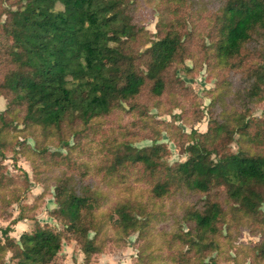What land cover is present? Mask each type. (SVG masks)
<instances>
[{"label": "trees", "instance_id": "obj_1", "mask_svg": "<svg viewBox=\"0 0 264 264\" xmlns=\"http://www.w3.org/2000/svg\"><path fill=\"white\" fill-rule=\"evenodd\" d=\"M144 1L154 0H17L5 10L0 27V96L20 110L23 128L18 132L34 137L37 145L39 135L51 143L59 136L58 144L71 150L68 138L75 143L87 135L93 138L87 133L121 102L133 107L144 89L154 98L165 95L172 88L168 74L202 27L199 17L206 19L212 63L240 68L255 59L239 97L245 109L236 115L232 128L210 110L207 130L192 132L184 147L186 158L171 165L161 160L168 153L166 144L154 137L152 144L134 147L131 130L112 134L100 149L107 162L97 164L96 171L88 170L86 157L70 159L74 172L58 174L57 207L49 212L60 228L26 216L23 211L29 206L19 208L10 224L0 228V264H61L59 252L69 240L79 246L81 264H90L101 246L93 206L101 191L93 174L115 188L124 187L125 174L136 180L141 176L153 199L173 190L190 196L180 207L178 225L158 247L142 240L145 249L140 248L135 264H216L211 255L223 243L233 246L235 256L242 253L251 264H264V122L245 118L248 106L264 89V0H159L170 18L160 17L154 38L136 18ZM191 14L195 19L188 20ZM139 44L148 45L139 51ZM7 116L6 110L0 112V136L10 130ZM64 131L68 134L62 136ZM235 133L243 142L237 138L236 151L231 152L227 144ZM169 137L177 148V141ZM40 151L48 152L42 146ZM6 187L0 173V193ZM134 202L125 197L112 206L111 227L121 242L135 230L143 238L151 232L146 219L150 212L144 219L137 217L143 204L133 206ZM23 218L33 223L16 239L10 232ZM240 226L261 237L236 248L233 238ZM233 261L242 264L235 257Z\"/></svg>", "mask_w": 264, "mask_h": 264}, {"label": "rangeland", "instance_id": "obj_2", "mask_svg": "<svg viewBox=\"0 0 264 264\" xmlns=\"http://www.w3.org/2000/svg\"><path fill=\"white\" fill-rule=\"evenodd\" d=\"M16 2L17 0H0V27L6 17L5 10ZM60 8L61 5L57 3L56 9ZM135 14L149 38H154L161 16L164 21L170 18V11L159 0L144 1L138 6ZM195 17L196 15L191 14L188 20ZM198 19L202 20V27L194 34L190 43L185 44L183 60L177 62L168 74L172 78V88L167 89L165 95L159 98L152 97L144 89L133 107L121 102V107L104 117L91 129L90 133H87L93 138L87 135L79 142L76 140V143L73 137L68 138L67 143L71 150L58 144L59 136L53 137L51 143L48 139L42 141L44 137L39 135L38 138L41 140L37 145L34 137L28 133L18 132L23 128L18 122L20 110H14L6 98L0 96V112L6 110V114H9L6 119L10 128L6 134L0 136V173L2 181L7 185L6 190L0 193V228L8 226L9 222L17 216L19 208L23 210V206H29L23 211L26 216L34 215L41 224L48 223L60 228L49 215V212L57 207L54 183L58 174L74 172V168L69 165V160L79 156L89 159L88 170L90 168L92 171L98 170L97 164L107 162L104 157L103 159L101 157L103 150L101 147L105 146L107 140L117 131L131 130L133 140L130 145L134 147L150 145L153 143V138H157V142L166 144L168 147V153L164 154L161 160L171 165L186 158L187 153L184 147L194 135L192 132L203 133L207 130L210 110H214V116L218 121H225L228 128L234 126L236 115L245 109V106L240 104L239 97L247 84L248 66L255 59H248L240 68L212 63V50L208 47L209 40L204 28L206 19L203 20L202 17ZM187 24L190 29L192 26L190 21ZM146 45L139 44V51ZM214 98H216L215 103H213ZM139 115H145V117ZM245 118L264 122V89L259 99L248 106ZM64 132L62 136L68 134V131ZM169 134L177 141V148ZM237 138L241 143L243 142V139L235 133L232 141L227 144L231 152L236 151ZM41 146L46 147L48 152L42 153ZM90 177L99 185L97 190L101 191L93 204L96 224H98L97 236L101 246L100 250L92 255L90 264H135L140 248L145 249L144 242L154 249L168 237L169 232L175 229L178 225L180 207L185 206L190 198L184 195L185 192L173 190L165 194L162 199H153L148 191L149 183L141 176L138 177L139 180H136L125 174L122 179L125 183L124 187L119 184L116 188L108 179L102 180L99 174H93ZM21 190H24L23 193ZM125 197L132 202L135 200L143 204L137 217L144 219L150 212L146 219H149L151 223V232L145 233V238L142 237L140 230H135L121 242L120 234L111 227V216L115 218L112 206L120 198ZM136 202L132 205L134 206ZM97 204H99L98 209ZM22 222L26 227H20L17 222L10 232L16 239L33 223L32 220L24 218L21 219ZM182 228L185 230L184 225ZM222 233L225 234V230ZM234 235L233 242L236 248H240V244L249 246L261 237L260 234H250L243 226H240L238 233ZM88 236H93V231H90ZM224 244L219 251H214L211 255L216 257V264H235L233 257L242 261V264H251L248 256L242 253L235 256L233 246L227 247ZM78 248L74 240L63 241L61 250L65 253L59 256L62 259L61 264H81L83 254Z\"/></svg>", "mask_w": 264, "mask_h": 264}, {"label": "crops", "instance_id": "obj_3", "mask_svg": "<svg viewBox=\"0 0 264 264\" xmlns=\"http://www.w3.org/2000/svg\"><path fill=\"white\" fill-rule=\"evenodd\" d=\"M24 222V221H23ZM21 223V221H20V223H19V221H18V223L17 224H19L20 225V227H26V226H24L25 225V223ZM24 229V228H23ZM26 229V228H25ZM12 232V231H11ZM12 236H14L13 234H11ZM65 252H63L62 250H60V252H59V256H62L63 254H64ZM67 256V255H66ZM60 261H62V259L60 258Z\"/></svg>", "mask_w": 264, "mask_h": 264}]
</instances>
